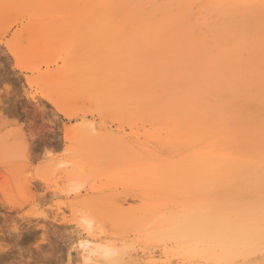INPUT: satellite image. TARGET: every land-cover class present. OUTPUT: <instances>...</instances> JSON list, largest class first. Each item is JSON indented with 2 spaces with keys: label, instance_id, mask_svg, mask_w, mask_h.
<instances>
[{
  "label": "rangeland",
  "instance_id": "374dc122",
  "mask_svg": "<svg viewBox=\"0 0 264 264\" xmlns=\"http://www.w3.org/2000/svg\"><path fill=\"white\" fill-rule=\"evenodd\" d=\"M88 1L0 0V264H91L76 239L77 222L86 215L92 217V227H99L93 231L102 243H112L107 245L122 254L120 264H264L260 246L231 254L228 263H215L214 258L228 249L207 241V233L169 239V233L156 232L149 224L152 214L143 200L150 196L133 183V172L145 157L159 163L174 152L159 148L154 139L144 140L143 133L157 127L153 117L159 110L153 108L154 98L140 102L137 81H151L158 66L182 70V61L171 57L175 59L161 65L155 43L141 41L140 26H129L131 34L118 19L89 15ZM131 1L157 7L167 0ZM258 6L264 8V0ZM259 13L252 27L263 30L259 36L264 41V14ZM59 14L66 19L54 18ZM153 14L162 21L161 14ZM77 16L85 20L75 21ZM113 45L115 53L109 51ZM115 65H121L122 74L113 73ZM241 65L228 60L225 68L234 75ZM114 80L124 95L121 101L105 97ZM169 82L173 86L174 81L164 80L151 85L149 94L173 98L176 88L168 87ZM180 84L181 91L188 88ZM205 89L196 99H171L164 107L192 119L209 111L204 121L213 129L234 131L232 137L246 144L255 140L253 144L264 148V133L255 135V127L264 125V89L257 90L258 101L242 100L238 93L221 88L208 95ZM188 105L192 109L185 112ZM163 199L166 209L161 212L177 214L182 203L195 206L209 198L163 195ZM120 209L128 217L118 224Z\"/></svg>",
  "mask_w": 264,
  "mask_h": 264
},
{
  "label": "bare ground",
  "instance_id": "6f19581e",
  "mask_svg": "<svg viewBox=\"0 0 264 264\" xmlns=\"http://www.w3.org/2000/svg\"><path fill=\"white\" fill-rule=\"evenodd\" d=\"M162 1L158 0V2ZM261 1L167 0L157 6L158 8L131 0L88 1L89 15L96 14L99 19L111 22L118 19L121 26L130 30L128 33H131L129 26L138 28L140 26L139 31L144 33L141 41L155 43L153 47L159 54L161 65L171 57L182 61V70L158 66L157 74L155 78H151V81L144 83L142 78L137 81L139 88L137 97L140 102L154 98L153 108L159 110L157 113L159 115L155 114L153 117L158 123L157 127L153 133H143L144 140L154 139L159 148L169 149L168 151H173L174 154L159 163L153 162L154 159L151 160L152 162L148 161L146 157L140 160L139 166L135 167L133 172V183L144 189L146 191L144 194L150 196L143 200V204L146 211L152 214L148 223L156 232L169 233V239L194 238L196 233L204 232L208 234L207 241H217L220 243L218 245L220 248H227L225 254L214 258L215 263H228L231 254L238 255L240 250L245 248L250 249L254 246L264 248V148L253 144L255 140L246 144L244 139L232 137L234 131L219 132L218 129H213L212 125L204 121V116L209 111L203 110L198 117L192 119L189 115H178L179 110L171 111L166 109L168 106H164L171 99H196L205 94L203 87L207 88L205 90L208 95L209 92L214 95L215 90L221 88L231 94L238 93L242 100L258 101L259 92H256L260 88L264 89V41L259 36V32L263 30L258 31L257 28L254 31L252 26L257 13L264 14V8L258 6ZM155 11L158 15L161 14L162 21L156 20L153 14ZM54 18L65 20L66 16L59 14ZM54 18L52 17V20ZM74 20L85 19L77 16ZM135 29L132 28V31ZM128 33L126 32L127 35ZM115 50L114 45L109 49L113 53ZM191 57L195 60L188 61ZM175 58H171V61ZM228 60L243 64L241 65L243 68L239 70L234 66L236 68L234 75L229 74L225 68ZM173 69L177 73L173 72ZM122 72L121 65L114 66L115 75H120ZM188 76H193L191 77L193 81ZM163 80L174 81L173 86L170 84L173 82H169L168 86L176 88V91L172 90L173 98L166 100L161 94H149L150 86ZM182 82L187 84L188 88L181 91ZM229 82L235 87H231ZM179 85L181 87H177ZM117 88L116 81L110 82L107 96L105 93L104 96L110 100L125 99ZM159 88L164 91L163 86ZM155 89L157 91V88ZM95 92L98 93V90ZM199 103L203 105V101ZM223 106L225 105H221L220 108ZM188 109H192L191 106L186 107L185 112ZM150 110L149 113L152 111ZM247 114H250L248 110ZM255 128V135L261 137V133H264V125H257ZM238 133L240 135V130ZM162 134L164 137H161ZM176 155L179 157L175 158ZM223 185L225 190L221 189ZM163 195H181L183 198L195 195L196 198L209 199L201 200L195 206L182 203L180 213L167 214L161 212L166 209ZM120 211L123 209L116 212L118 224L128 217ZM99 214L100 217H104L105 211L102 210ZM92 222H94L92 217L88 215L80 217L77 222L79 231L76 239L81 240L84 257L93 264H120L122 254L114 251L111 247L112 243L107 241L111 246L102 243L103 238L100 239L95 235L93 227L96 224L92 227ZM132 255H128L130 260H134ZM204 260L208 258L204 257Z\"/></svg>",
  "mask_w": 264,
  "mask_h": 264
}]
</instances>
